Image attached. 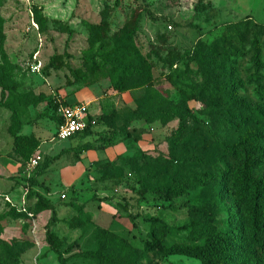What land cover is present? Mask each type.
Here are the masks:
<instances>
[{
    "label": "rangeland",
    "instance_id": "rangeland-1",
    "mask_svg": "<svg viewBox=\"0 0 264 264\" xmlns=\"http://www.w3.org/2000/svg\"><path fill=\"white\" fill-rule=\"evenodd\" d=\"M133 14L139 15L133 38L152 64V88L172 102L183 100L186 88L201 84L193 59L199 42L209 44L225 24L244 19L255 24L256 34L264 31V0H0V65L13 66L16 85L14 92L0 87V165L7 159L14 166L0 172L1 264H60L46 243L47 230L58 238L61 251L67 249L62 254L67 264H100L96 257H69L96 249L98 228L124 238L135 264H200L194 258L162 257L143 248L152 216L173 228L163 240L166 246L189 243L188 208L202 204L209 193L195 184L185 195L167 199L153 188L199 171L200 154L214 155L216 140L233 134L215 131L205 118L204 105L194 100L186 103L201 122L187 121L180 136L178 118L165 123L131 119L137 100L149 88L118 92L102 75L89 73L86 58L97 59L96 49L89 47V26L110 36ZM252 58L248 53L233 59L232 79L242 85L239 94L255 104L249 82ZM261 59L264 62V48ZM25 93L40 95V101L19 107ZM13 97L17 118L10 106ZM58 101L86 103L97 123L87 133L55 140ZM13 133L39 140L34 151L41 156L39 167L44 166L34 176L39 185L30 186L24 178V160L15 152ZM35 192L53 210H38ZM220 198V217L230 219V264L246 263L242 209L224 191ZM80 210L89 213V220L81 228H71L68 221Z\"/></svg>",
    "mask_w": 264,
    "mask_h": 264
},
{
    "label": "trees",
    "instance_id": "trees-1",
    "mask_svg": "<svg viewBox=\"0 0 264 264\" xmlns=\"http://www.w3.org/2000/svg\"><path fill=\"white\" fill-rule=\"evenodd\" d=\"M143 10L148 11V7ZM138 20L139 15L133 14L129 23L110 36H105L96 25L89 26V47L95 48L97 52V59L86 58L89 73L102 75L108 79L109 86L118 92L139 87L149 88V92L137 100L130 115L131 119L145 118L165 123L178 118L176 132L180 136L187 121L201 122L186 103L187 100H194L204 105L205 118L215 131L227 130L233 134L231 138L222 137L216 140L214 155L200 154L201 158L197 159L201 163L198 165L201 168L199 171H188L187 175H179L172 183L153 188L154 192L167 199L185 195L195 184L207 190L209 195L205 201L200 205L190 206L187 211L190 242L166 246L163 240L173 228L161 218L152 216L147 219L148 240L144 243L143 250L162 257L186 256L197 259L200 264H230V237L226 231L230 219L228 216L220 217V196L224 191L242 209L241 235L248 257V262L242 264H264V62L261 59V50L264 48L263 29L256 34L255 24L244 19L225 24L219 38L209 44L199 42L193 52V59L199 65L201 84L197 88H186L184 99L172 102L161 99L152 88V64L141 54L133 38ZM259 35H262L261 39ZM248 53H253L254 71L249 82L256 98L255 104L247 102L246 97L239 94L242 85L232 79L234 60ZM12 70L11 64L0 65L2 91H16V85L11 78ZM73 75L79 79L78 72L74 71ZM39 96L33 93L23 94L20 96L19 107L40 101ZM15 99L17 98L13 97L10 106L17 118L19 107ZM54 106L57 107V104ZM89 118L97 123L93 115H89ZM57 119L59 124L58 115ZM89 130L90 127L77 134L87 133ZM12 135L15 152L24 160V165L35 154L39 140L33 135ZM111 140L107 142L111 143ZM39 165L29 177L24 176L30 186L39 185L34 178L38 169H44L43 164L40 167ZM34 194L37 196L38 210H53V205L41 194ZM89 217V213L80 210L68 224L71 228H81L88 222ZM95 236L99 242L96 249L78 251L69 257H96L100 264L136 263L135 256H130L131 247L124 238L104 228H98ZM45 240L57 253L59 263L67 264L66 257L62 255L67 249L60 250L58 238L47 230Z\"/></svg>",
    "mask_w": 264,
    "mask_h": 264
},
{
    "label": "built area",
    "instance_id": "built-area-1",
    "mask_svg": "<svg viewBox=\"0 0 264 264\" xmlns=\"http://www.w3.org/2000/svg\"><path fill=\"white\" fill-rule=\"evenodd\" d=\"M56 113L59 117V124L54 133V139L65 141L72 138L77 133L91 128L95 124L93 118H89L87 104L80 102L78 104H67L60 101L56 102ZM41 162L39 154H33L23 166L25 177H29L32 171ZM25 211V209H23Z\"/></svg>",
    "mask_w": 264,
    "mask_h": 264
},
{
    "label": "crops",
    "instance_id": "crops-1",
    "mask_svg": "<svg viewBox=\"0 0 264 264\" xmlns=\"http://www.w3.org/2000/svg\"><path fill=\"white\" fill-rule=\"evenodd\" d=\"M87 99H89V97H87ZM6 162L4 165H0V172H7L8 170H10V168H12V164L11 162H9L7 159H4ZM14 167V166H13Z\"/></svg>",
    "mask_w": 264,
    "mask_h": 264
}]
</instances>
